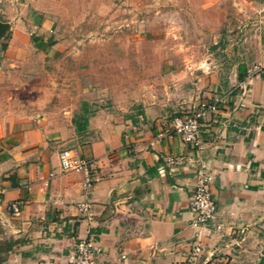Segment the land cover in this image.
Listing matches in <instances>:
<instances>
[{"label":"crops","instance_id":"1","mask_svg":"<svg viewBox=\"0 0 264 264\" xmlns=\"http://www.w3.org/2000/svg\"><path fill=\"white\" fill-rule=\"evenodd\" d=\"M21 34L9 43L17 53ZM45 36L38 28V44L52 48ZM232 82L188 97L187 107L217 105L201 122L200 150L172 132V103L144 100L132 113L115 100L74 109L68 121L0 97V264H69L81 240L95 242V264H264V63ZM64 148L94 160L100 181L91 189L83 174L60 173ZM199 163L212 172L217 216L194 228L189 199ZM16 201L24 206L13 217L7 205Z\"/></svg>","mask_w":264,"mask_h":264},{"label":"rangeland","instance_id":"2","mask_svg":"<svg viewBox=\"0 0 264 264\" xmlns=\"http://www.w3.org/2000/svg\"><path fill=\"white\" fill-rule=\"evenodd\" d=\"M0 20L11 29L0 97L68 121L115 100L132 113L144 100L172 103L176 116L192 92L264 63V0H0ZM38 28L52 48L38 44ZM19 29L21 53L9 45Z\"/></svg>","mask_w":264,"mask_h":264},{"label":"built area","instance_id":"3","mask_svg":"<svg viewBox=\"0 0 264 264\" xmlns=\"http://www.w3.org/2000/svg\"><path fill=\"white\" fill-rule=\"evenodd\" d=\"M256 70L255 68L254 71ZM216 107V103L200 102L196 106L188 108L187 111L172 118V132L184 145L193 146L200 150L201 122L205 114L209 111H216ZM182 160L181 158L174 159L170 163L179 164L183 162ZM93 164L94 160L80 157L73 148H64L59 153L60 173L83 174V187L85 190L91 189L100 181V177L95 173ZM53 175L51 174L50 177L52 178ZM194 175V185L189 199V210L193 215L192 227L198 228L215 220L217 207L209 191V186L213 180L212 172L205 164L199 163ZM23 206L24 202L16 201L9 203L7 210L13 217H18L21 214ZM77 207L82 212H87L90 209L88 203H79ZM195 250L198 251V248ZM99 252L93 240H81L75 245L69 264H95L96 256Z\"/></svg>","mask_w":264,"mask_h":264},{"label":"water","instance_id":"4","mask_svg":"<svg viewBox=\"0 0 264 264\" xmlns=\"http://www.w3.org/2000/svg\"><path fill=\"white\" fill-rule=\"evenodd\" d=\"M8 29V24L0 20V39L6 33Z\"/></svg>","mask_w":264,"mask_h":264}]
</instances>
